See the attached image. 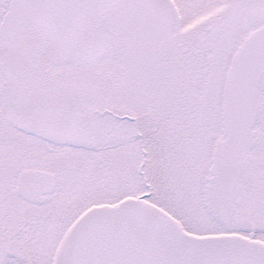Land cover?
<instances>
[{
    "label": "snow or ice",
    "instance_id": "1",
    "mask_svg": "<svg viewBox=\"0 0 264 264\" xmlns=\"http://www.w3.org/2000/svg\"><path fill=\"white\" fill-rule=\"evenodd\" d=\"M0 264H264V0H0Z\"/></svg>",
    "mask_w": 264,
    "mask_h": 264
}]
</instances>
